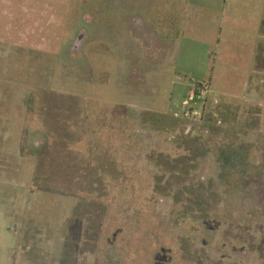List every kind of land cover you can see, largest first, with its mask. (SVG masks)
Returning a JSON list of instances; mask_svg holds the SVG:
<instances>
[{
    "label": "rangeland",
    "instance_id": "rangeland-1",
    "mask_svg": "<svg viewBox=\"0 0 264 264\" xmlns=\"http://www.w3.org/2000/svg\"><path fill=\"white\" fill-rule=\"evenodd\" d=\"M0 205V264H264V0H0Z\"/></svg>",
    "mask_w": 264,
    "mask_h": 264
},
{
    "label": "trees",
    "instance_id": "trees-1",
    "mask_svg": "<svg viewBox=\"0 0 264 264\" xmlns=\"http://www.w3.org/2000/svg\"><path fill=\"white\" fill-rule=\"evenodd\" d=\"M221 151H220V159H219V163H220V165H225V164H227V163H230L231 162V158H232V154H228V155H224V152H222L223 151V149H220ZM223 156H224V158H223Z\"/></svg>",
    "mask_w": 264,
    "mask_h": 264
},
{
    "label": "crops",
    "instance_id": "crops-1",
    "mask_svg": "<svg viewBox=\"0 0 264 264\" xmlns=\"http://www.w3.org/2000/svg\"><path fill=\"white\" fill-rule=\"evenodd\" d=\"M0 208L2 209V206L0 205ZM2 212H3V214H5V215H7V216H12V214L11 213H6V211H4V207H3V210H2ZM17 214V212H14V214H13V216H15ZM7 226V225H6ZM5 226V227H6ZM7 228H8V226H7ZM17 234H18V231H17ZM44 243V242H43ZM42 248H45V246H42Z\"/></svg>",
    "mask_w": 264,
    "mask_h": 264
}]
</instances>
